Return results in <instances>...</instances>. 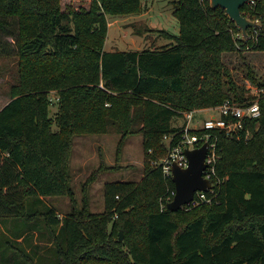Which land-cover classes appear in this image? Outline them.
Listing matches in <instances>:
<instances>
[{
	"label": "trees",
	"instance_id": "obj_1",
	"mask_svg": "<svg viewBox=\"0 0 264 264\" xmlns=\"http://www.w3.org/2000/svg\"><path fill=\"white\" fill-rule=\"evenodd\" d=\"M169 4L179 22L178 35L159 32L169 44L108 52L107 16L141 14L144 0H91L79 11L63 9L61 0H0V33L14 40L9 50L12 43L0 38V51L14 53L18 79L0 109V221L20 223L15 239L29 242L34 232L51 244L35 261L7 240L24 264H264V93L257 119L231 134L209 131L218 155L205 193L210 202L169 210L175 186L155 164L168 152L164 136H172L171 147L180 141L185 122H175L184 113L256 98L226 58L264 52V0L241 7L261 23L247 29L246 40L208 0ZM244 66L250 85L264 89L252 66ZM110 129L120 134L118 152L128 136L142 137L144 174L139 182L104 183L103 211L93 213L87 195L78 206L71 188L73 137ZM55 196L69 197V213L60 217L44 203Z\"/></svg>",
	"mask_w": 264,
	"mask_h": 264
},
{
	"label": "rangeland",
	"instance_id": "obj_2",
	"mask_svg": "<svg viewBox=\"0 0 264 264\" xmlns=\"http://www.w3.org/2000/svg\"><path fill=\"white\" fill-rule=\"evenodd\" d=\"M169 2V0H144V11L149 12L144 19L139 18L142 13L138 15L107 16L108 32L104 50L108 52L118 50L142 51L150 47L154 48L169 44L171 41L162 37L159 33L160 31H165L171 35H178L179 33V22L174 16L173 7ZM90 3L91 0H61L63 9L71 6L77 11L81 8H89ZM146 28L151 29L152 32H145ZM0 38L3 41L12 43L8 45L9 50L14 46L12 37H5L0 33ZM244 55L246 56L245 60L237 54L227 55L226 60L231 61V68H233L236 80L250 88V93L256 97L253 102H258L263 89H256L245 79L246 68L244 62H248L257 77L264 82V52H246ZM16 60L13 52L4 55L0 51V108L9 102V89L18 82ZM49 98L51 101L50 116L54 119L58 108V96L52 91L49 93ZM210 115L219 116V112L218 110L197 112L194 114L193 125L198 126L204 118ZM183 122L184 119H179L175 124L180 126ZM52 130L57 131V126L53 125ZM119 140L120 134L115 132L114 129H110L104 134H87L73 137L70 158L71 188L75 193L78 206L82 203L83 195H87L91 212L100 213L104 208V183L119 180L139 182L143 177L144 150L142 137L140 135L128 136L118 152ZM103 166L114 168L108 170L102 168ZM93 173L96 174L94 180L89 181L85 186V192H83V184ZM44 203L55 209L60 216L66 215L72 208L68 196L47 197L44 198ZM19 227L21 228L20 223L15 222L14 217L0 221V239L3 237L6 239L0 240L6 258L3 260L0 256V264H16V261L24 264L22 254L8 251L6 244V241L10 240L26 251L27 247L19 243L13 236V231L19 229Z\"/></svg>",
	"mask_w": 264,
	"mask_h": 264
},
{
	"label": "built area",
	"instance_id": "obj_3",
	"mask_svg": "<svg viewBox=\"0 0 264 264\" xmlns=\"http://www.w3.org/2000/svg\"><path fill=\"white\" fill-rule=\"evenodd\" d=\"M255 0H250L249 4H254ZM264 93V89L261 90ZM218 110L219 116L210 115L203 119L198 126L193 125L194 111L186 112L183 114L184 127L182 129V135L180 141L174 145L169 146L172 141V136H164L163 140L168 145L167 154L159 161L155 162L156 165L162 167V171L165 175L171 177V167L173 163H176L181 168L188 166V159L185 154V149H194L200 147L204 142H208V150L205 158L206 168L203 176L212 183V177L215 176V167L218 155L216 152L215 143H210V133L212 130H224L226 133H234L239 129H242L244 124L249 120L257 119L260 116V109L258 102H252L245 106H239L233 104L230 101H225L222 105L211 108ZM192 124V126H191ZM204 131L203 134L197 133L191 134V131ZM212 190V189H211ZM206 192H196L192 201L183 207L196 206L202 202H210L211 199L207 198Z\"/></svg>",
	"mask_w": 264,
	"mask_h": 264
},
{
	"label": "water",
	"instance_id": "obj_4",
	"mask_svg": "<svg viewBox=\"0 0 264 264\" xmlns=\"http://www.w3.org/2000/svg\"><path fill=\"white\" fill-rule=\"evenodd\" d=\"M210 7L215 9L220 7L225 10L226 15L232 20L242 33V39H247V29L259 27L258 20H252L242 15L241 7L250 0H208ZM208 142H204L200 147L185 149L188 159L186 168L179 167L176 163L171 167V179L175 186V193L172 201L167 204L169 210H179L189 204L196 192H207L212 189L210 180L204 178L203 173L206 168L205 158L208 150ZM119 240H122L120 231Z\"/></svg>",
	"mask_w": 264,
	"mask_h": 264
},
{
	"label": "crops",
	"instance_id": "obj_5",
	"mask_svg": "<svg viewBox=\"0 0 264 264\" xmlns=\"http://www.w3.org/2000/svg\"><path fill=\"white\" fill-rule=\"evenodd\" d=\"M170 2L171 1H174V0H169ZM169 2V3H170ZM149 12H145V13H142L141 15H139V18L141 19H144L146 18V15L148 14ZM148 16V15H147ZM147 20V19H145ZM119 51V50H118ZM4 106V105H3ZM2 106V107H3ZM1 107V108H2ZM0 108V109H1ZM205 110H213L211 108H207V109H200V110H194V114L197 113V112H200V111H205ZM212 116V115H211ZM205 119V118H204ZM61 217V216H60ZM30 236H31V240L29 242H24L22 239H23V236H21L20 238H18V242L21 243L22 245H25L27 247L26 249V252L30 253L32 256H34V259L35 261H37V259L42 256L44 254V252L46 251V249H48L49 247H51V244L49 242H40L38 241V234L37 233H34V232H30ZM37 246H41V250H38L36 251L35 254H32L35 252L36 250V247Z\"/></svg>",
	"mask_w": 264,
	"mask_h": 264
}]
</instances>
